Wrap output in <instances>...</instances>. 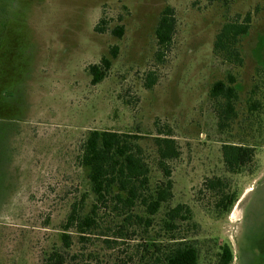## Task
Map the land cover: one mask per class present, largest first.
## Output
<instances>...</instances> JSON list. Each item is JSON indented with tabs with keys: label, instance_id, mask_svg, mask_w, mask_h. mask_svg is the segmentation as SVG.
I'll list each match as a JSON object with an SVG mask.
<instances>
[{
	"label": "rangeland",
	"instance_id": "1",
	"mask_svg": "<svg viewBox=\"0 0 264 264\" xmlns=\"http://www.w3.org/2000/svg\"><path fill=\"white\" fill-rule=\"evenodd\" d=\"M167 6L176 26L158 61L154 28ZM246 14L250 28L239 43L238 67L215 56L213 42L224 22ZM100 19L104 33L94 30ZM119 25L121 38L110 33ZM113 45L117 58L92 85L88 66ZM151 73L155 84L148 89ZM230 77L236 116L219 130L208 93L216 81L230 84ZM92 130L138 135L152 185L163 179L153 138L160 132L175 139L179 156L168 162L172 199L155 221L162 222L168 208L186 205L191 218L173 233L196 248L197 264H214L223 244L230 245L232 264H240L238 223L251 194L259 217L246 238L264 233V184L255 185L264 175V0H0V264H41L42 254L59 244L69 203L87 195L90 204L77 156ZM224 144L253 149L241 173L226 171ZM212 178L236 193L227 213L203 187ZM167 239L160 232L158 241Z\"/></svg>",
	"mask_w": 264,
	"mask_h": 264
},
{
	"label": "trees",
	"instance_id": "2",
	"mask_svg": "<svg viewBox=\"0 0 264 264\" xmlns=\"http://www.w3.org/2000/svg\"><path fill=\"white\" fill-rule=\"evenodd\" d=\"M250 21V15L246 14L241 21L224 22L214 37V55L240 67L239 43L247 35ZM106 26V22L100 19L94 30L104 33ZM175 26L174 9L167 6L161 11L154 28L158 61L172 42ZM110 33L121 38L123 26H115ZM117 55L118 46L113 45L108 56H102L98 64L88 66L92 85L106 78ZM229 82H214L208 93L214 103L219 130L228 129L236 116L237 94L232 77ZM154 84V74H148L146 88L150 89ZM250 107L251 110L256 109L257 103ZM138 139L136 134L118 131L88 132L79 147L77 161L85 172L92 200L87 205V195H82L69 203L68 212L58 229L59 244H53L42 254L41 264H131L133 259H136L135 264L198 263L196 248L180 241L173 233L178 230L179 222L191 218L186 205L168 208L162 222L155 221L156 214L172 199L173 182L168 162L179 156L176 140L160 132L153 138L156 164L163 179L152 185L150 168ZM252 158L253 149L248 146L224 144L221 147L222 163L230 174L241 173L251 164ZM227 185L222 178H212L203 183V187L215 195V206L221 213H227L237 198L235 192L225 191ZM106 217H109V222H106ZM160 232L168 238L167 242L158 241ZM91 239L95 240L91 242ZM96 242L102 243L105 249L100 252L87 245L93 246ZM217 251L214 264H232L233 254L229 245L223 244Z\"/></svg>",
	"mask_w": 264,
	"mask_h": 264
},
{
	"label": "flooded vegetation",
	"instance_id": "3",
	"mask_svg": "<svg viewBox=\"0 0 264 264\" xmlns=\"http://www.w3.org/2000/svg\"><path fill=\"white\" fill-rule=\"evenodd\" d=\"M258 181L259 182H257L255 185L258 184L262 186V184H264V175L263 178ZM251 195L246 198V200H249L246 202L242 210V217L238 223L239 238L236 239V243L240 256V264H264V233L253 238H246L259 217V211L254 212L252 209L256 205V200H251Z\"/></svg>",
	"mask_w": 264,
	"mask_h": 264
}]
</instances>
